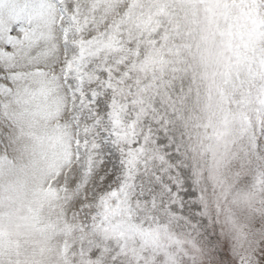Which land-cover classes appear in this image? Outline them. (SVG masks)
Returning <instances> with one entry per match:
<instances>
[{"label":"snow or ice","instance_id":"6c2138e0","mask_svg":"<svg viewBox=\"0 0 264 264\" xmlns=\"http://www.w3.org/2000/svg\"><path fill=\"white\" fill-rule=\"evenodd\" d=\"M0 264H264V0H0Z\"/></svg>","mask_w":264,"mask_h":264}]
</instances>
